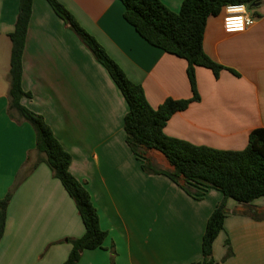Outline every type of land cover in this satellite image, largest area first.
<instances>
[{
    "label": "crops",
    "instance_id": "1",
    "mask_svg": "<svg viewBox=\"0 0 264 264\" xmlns=\"http://www.w3.org/2000/svg\"><path fill=\"white\" fill-rule=\"evenodd\" d=\"M58 1L126 76L143 87L153 108L168 98H192L187 61L144 40L124 19L120 0ZM161 1L178 13L184 0ZM19 4L20 0H0V200L36 148L33 127L8 114L10 34ZM251 13L256 22L242 33L227 34L222 16L208 19L204 51L226 69L216 78L212 70L196 68L200 101L175 113L164 129L166 135L198 146L242 151L250 133L264 128V1ZM22 66V87L32 94L22 104L45 118L72 155L70 171L90 193L101 228L108 232L103 248L85 250L78 264H200L207 222L223 194L209 189L196 200L167 177L143 172L126 144L128 104L122 92L46 0H34ZM129 164L132 168L127 170ZM94 168L103 181L92 175ZM131 170L137 179H131ZM127 187L134 192L132 200L122 195ZM117 202L139 210L144 204L146 209L139 218L126 221L118 215ZM227 208L224 229L213 245L216 264H264V219L248 214L253 208L264 209V197L248 205L228 199ZM143 224L167 233L142 235ZM84 233L74 200L41 163L8 205L0 264H64L72 249L66 240ZM228 243L233 256L225 259Z\"/></svg>",
    "mask_w": 264,
    "mask_h": 264
},
{
    "label": "trees",
    "instance_id": "2",
    "mask_svg": "<svg viewBox=\"0 0 264 264\" xmlns=\"http://www.w3.org/2000/svg\"><path fill=\"white\" fill-rule=\"evenodd\" d=\"M56 15L73 31L80 41L102 64L119 87L128 104L124 119L126 144L141 161V168L148 175H163L196 200L202 199L209 189L223 194L208 219L202 240L200 264H216L213 245L224 229L228 214L227 200L234 199L248 205L264 197V128L253 130L247 147L242 151L218 150L170 137L164 129L171 117L200 101L196 68L213 71L216 78L226 68L211 59L204 51V34L210 17L224 16L229 3H244L253 11L256 2L264 0H184L180 12L175 13L161 0H120L125 7L124 19L152 46L187 61V75L192 98H168L158 108H153L141 85L132 82L102 45L89 34L74 15L58 0H46ZM34 0H20L14 31L10 34L12 52L10 61V90L8 114L17 123H29L36 134V148L28 154L26 163L16 177L13 188L0 200V242L5 234L8 205L19 185L40 165L46 164L53 177L60 180L74 200L85 227L80 238H69L71 252L64 264H78L85 250L103 248L108 232L100 225V217L92 197L84 184L70 171L72 155L65 150L54 131L42 115L22 104L23 98L32 97L22 87V59L26 46L28 27ZM239 76L233 70H229ZM153 152L161 153L170 170L157 169L151 163ZM250 217L264 219V209L253 208ZM225 259L233 256L228 243Z\"/></svg>",
    "mask_w": 264,
    "mask_h": 264
},
{
    "label": "rangeland",
    "instance_id": "3",
    "mask_svg": "<svg viewBox=\"0 0 264 264\" xmlns=\"http://www.w3.org/2000/svg\"><path fill=\"white\" fill-rule=\"evenodd\" d=\"M256 9V8H255ZM152 159H151V163L157 168V169H161V170H170V167L168 165V162L166 161V159L164 158V156L159 153V152H153V154L151 155ZM132 168V166L129 164L127 166V170H130ZM99 169V168H98ZM96 174L99 175V172L96 171V168H94V177L96 178H99L101 179L100 181H103L102 180V177H99L97 176ZM146 174V173H145ZM148 175V174H147ZM137 174H135V172L133 170H131V179L132 180H135L137 179ZM98 180V179H97ZM107 180V179H106ZM100 181H97L95 184L99 187H102L103 183H100ZM146 182V180L144 181V183ZM128 189L126 190V193H123L122 195L124 196L125 199L127 200H132L133 198V195H134V192H132L131 188L132 187H127ZM118 193H116L117 195ZM119 195V194H118ZM145 195V194H143ZM117 204L120 205V208L118 211V215L120 217V219H126V221H129V220H132V219H135L137 216V218H139L141 215H140V212L142 209H146L145 205L143 204L140 208H142L141 210H139V208H134V206L130 205V204H127L126 206H123L121 203L117 202ZM149 209V208H148ZM248 210V209H246ZM151 218V215L147 216L143 221L145 222L146 220H150ZM141 223V224H142ZM151 226L149 224H143V231H141V234L142 235H148L150 234L151 232L152 233H157V234H160V233H167V232H164L163 230H158L157 232H155V229H153L152 231L150 230ZM118 230L119 232H121V228L118 227ZM173 230H175V233L178 232V228L175 227Z\"/></svg>",
    "mask_w": 264,
    "mask_h": 264
},
{
    "label": "clouds",
    "instance_id": "4",
    "mask_svg": "<svg viewBox=\"0 0 264 264\" xmlns=\"http://www.w3.org/2000/svg\"><path fill=\"white\" fill-rule=\"evenodd\" d=\"M223 11L227 13L224 17V30L228 33L243 32L246 25L253 24L244 3L226 4Z\"/></svg>",
    "mask_w": 264,
    "mask_h": 264
},
{
    "label": "built area",
    "instance_id": "5",
    "mask_svg": "<svg viewBox=\"0 0 264 264\" xmlns=\"http://www.w3.org/2000/svg\"><path fill=\"white\" fill-rule=\"evenodd\" d=\"M247 12H248V15L251 17V19L253 20V24L252 25H254L255 22H256V18L252 15V13H251L252 11H251V9L249 7H247ZM225 15H227V13L224 12V16H223V28H224V17H225ZM252 25H250V26H252ZM250 26L249 25H246L245 30L243 32H245ZM226 33L227 34H233V33H228V32H226ZM234 33H242V32H234Z\"/></svg>",
    "mask_w": 264,
    "mask_h": 264
},
{
    "label": "water",
    "instance_id": "6",
    "mask_svg": "<svg viewBox=\"0 0 264 264\" xmlns=\"http://www.w3.org/2000/svg\"><path fill=\"white\" fill-rule=\"evenodd\" d=\"M260 4H261V2H259V3H258V2H256V3H254V4H253V6H252V7L256 8V7H258ZM250 9H251V8H250Z\"/></svg>",
    "mask_w": 264,
    "mask_h": 264
}]
</instances>
